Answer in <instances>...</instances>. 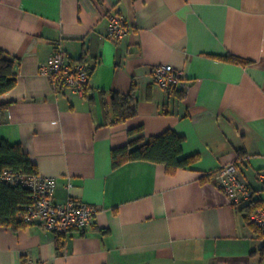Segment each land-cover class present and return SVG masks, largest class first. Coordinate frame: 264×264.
<instances>
[{"label": "crops", "instance_id": "obj_1", "mask_svg": "<svg viewBox=\"0 0 264 264\" xmlns=\"http://www.w3.org/2000/svg\"><path fill=\"white\" fill-rule=\"evenodd\" d=\"M113 12L130 27L118 41ZM58 44L93 69L86 96L56 90L42 69ZM0 48L18 75L0 95V140L57 178L56 202L98 208L62 246L40 224L0 225V264H264L249 201L233 200L220 172L234 164L264 203V0H0ZM161 63L183 72L182 96L154 83ZM134 84L138 114L105 124L102 92ZM168 129L184 137L183 156H199L191 166L113 165V149Z\"/></svg>", "mask_w": 264, "mask_h": 264}, {"label": "built area", "instance_id": "obj_2", "mask_svg": "<svg viewBox=\"0 0 264 264\" xmlns=\"http://www.w3.org/2000/svg\"><path fill=\"white\" fill-rule=\"evenodd\" d=\"M130 30L126 16L113 12L109 16L108 38L118 41ZM42 69L50 76L56 90L86 96L89 93L90 69L84 61H71L64 48L57 45L47 64ZM154 83L163 89L185 87L183 72L170 63H161L153 69ZM225 177L222 186L227 194L237 202L250 201L252 191L247 182L239 175L234 164L223 165L220 169ZM3 178L12 184H21L30 190L31 202L19 212V218L27 224H40L56 235L67 234L74 230L89 227L98 215L95 205L70 197L65 203L54 200L57 178L40 173L26 175L6 169ZM250 221L264 234V204L256 207L250 214ZM20 264H34L22 261Z\"/></svg>", "mask_w": 264, "mask_h": 264}, {"label": "trees", "instance_id": "obj_3", "mask_svg": "<svg viewBox=\"0 0 264 264\" xmlns=\"http://www.w3.org/2000/svg\"><path fill=\"white\" fill-rule=\"evenodd\" d=\"M220 58L240 64L248 62L232 54ZM92 70H90V74ZM17 81L16 59L8 56L6 51L0 48V95L14 88ZM167 91L171 96L174 94L179 95L178 97L182 96L183 92L182 89L177 87ZM102 99L105 110V124L122 123L138 114L139 99L135 84L129 93L102 92ZM142 128L132 129L130 133L140 131ZM183 142L184 137L171 129L160 135L152 136L147 141L142 137L136 141H131L125 146L113 149V165L117 167L130 160H148L164 164L167 172L173 174L181 168L191 166L199 158L197 155L183 156ZM6 169L26 175L37 174L38 169L20 144H11L6 140H0V225L12 226L17 229L27 225L18 215L21 209L31 202L30 190L21 184H12L4 179L3 173ZM263 204L261 200L254 199L245 203L241 209L244 211L248 224L264 236L261 230L250 221V214L256 207ZM64 235L66 234L58 235L59 246L64 244ZM259 252L264 258V244Z\"/></svg>", "mask_w": 264, "mask_h": 264}]
</instances>
